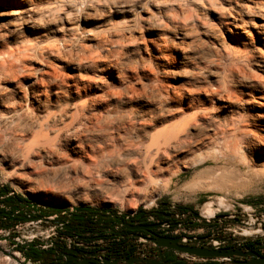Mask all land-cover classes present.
I'll use <instances>...</instances> for the list:
<instances>
[{
  "label": "bare ground",
  "instance_id": "6f19581e",
  "mask_svg": "<svg viewBox=\"0 0 264 264\" xmlns=\"http://www.w3.org/2000/svg\"><path fill=\"white\" fill-rule=\"evenodd\" d=\"M146 1L155 11L150 12L151 10L147 9L145 15H137L129 21L123 17V22L112 25L110 30L114 35H118V40L108 45L107 35L100 36L98 51L106 50L104 56L101 53L94 55L84 47L75 52L73 37L80 30L78 26L87 21V17L85 15L79 18L75 24L73 20L68 21V12L63 15L68 24L63 25L58 31L62 37L64 54H60L57 45L44 50L46 54L53 52L62 55L58 56L57 60L65 64L61 66L64 68L63 76L53 72L47 79L54 86L66 87L70 102L67 124L63 123L65 126L60 127L56 121L52 123L44 121L46 120L44 117L43 120H39L36 118L38 114H30L32 116H25L22 119L7 112L1 119L5 129L12 127L17 129L20 124L25 127L23 131L20 130L21 135H17L13 142L0 137V157L4 162L11 163L14 171L20 170L18 174L20 179L25 180L26 167L28 163L34 161L47 162L51 168L55 164L59 167L72 165L76 174L79 169L77 166H80L83 171L81 173L87 175L86 182L95 175L101 177L103 173L113 178L124 177V183L120 184L134 188L136 192L141 191L140 186L149 183L159 188L163 179L167 185L172 181L168 176L176 175L181 168L205 163L214 164L210 167L214 174L235 167L253 174L258 169L264 171V18H262L264 5L256 0H230L229 7L224 8L222 3H218L220 0H179L196 8L195 15L182 16L179 13L181 5H176V0ZM196 2L198 4H195ZM240 2L246 5V9L236 8V4ZM53 4L57 5L58 2L55 1ZM26 7L28 9H25ZM37 7L36 0H0V42L9 40L6 30L9 33L15 32L18 30L15 23L26 17L41 21L42 24L50 22L49 19L32 17V11ZM54 7L55 5L47 8L45 15L50 16L56 12L58 7ZM142 9L145 8H141L140 11ZM207 9H213L216 14L210 22H206L203 16L207 14ZM124 12L126 11L122 7L115 9L116 14L123 15ZM257 14L261 15L256 17L263 19V24L254 26L255 32L259 34V41L258 38L255 39V47L253 36H246L245 32L250 28L251 15ZM39 25L40 23H34L36 27ZM189 27L194 28V32H199L198 28H201L203 36L206 35L208 41L211 39L213 50L209 64L214 66H212L214 70L211 69L209 73L214 79L213 84H202L192 72L178 70L179 67L172 70L174 75L172 79L167 78L169 72L166 76L162 74L165 71L163 67L168 62L164 60L173 61L177 58L179 65L190 60L183 50H187L189 46L187 47L186 41L184 42L182 38L188 32H192L189 31ZM221 28H226L233 34L231 39L238 46L233 53L226 49L224 42L222 45L217 42V33ZM161 31L174 34V37L181 35V38L176 40L171 36L164 38L158 35L159 38L153 40V48H150L151 42L145 40L146 35L154 37ZM114 45L118 48L116 51L108 48ZM260 45L262 48L258 47ZM16 48L8 44L0 45V69L4 70V77L14 80L19 78L16 76L17 73L25 72L28 66L25 58L22 59L20 56L21 49ZM35 49L27 47L22 53ZM177 49L181 51L179 56L175 54ZM131 52L137 54L135 62L125 58ZM150 53H154V59H158L157 66L147 63L151 62L153 57ZM43 54L40 53V56ZM145 54H149L148 58ZM180 76H185L187 80L179 83L176 79ZM17 83L19 86L22 84L20 80H17ZM45 88L41 93L50 91H46ZM18 91L19 95L23 96V92ZM31 92V96L39 102L37 97L39 91ZM27 94L28 92H25V96ZM216 101L219 103L216 104ZM39 104L40 102L37 105ZM99 104L101 107L114 105L124 112L117 118L118 124L110 127L112 123H103L105 113L103 112L102 118L96 114ZM136 105L141 107L140 111H133L132 108ZM146 105L153 108H144ZM209 108L217 114L212 116ZM234 108L239 110L236 115L233 114ZM216 118L218 121L213 120ZM170 122L171 125L158 131H146ZM135 125L141 131H135ZM64 128L66 131L62 130ZM31 132L34 134L33 140L26 144L29 141L26 133ZM16 143H22L25 151L18 145L15 146ZM193 158L195 160L192 161ZM218 164L221 166H217ZM79 182L80 180L78 184ZM67 186H55V191L64 193ZM147 201L150 205L154 203L153 200ZM135 203L130 207L134 208L137 204ZM59 204L68 205L63 202ZM218 204L225 207L223 200L219 199ZM215 214L216 210L210 204H206L200 216L209 220ZM254 221L252 219L248 228L236 229L235 233L245 238L262 235L260 225ZM253 225L257 227L254 228ZM213 244L217 245L218 242ZM9 254L2 256L0 264L22 262L19 252Z\"/></svg>",
  "mask_w": 264,
  "mask_h": 264
},
{
  "label": "rangeland",
  "instance_id": "374dc122",
  "mask_svg": "<svg viewBox=\"0 0 264 264\" xmlns=\"http://www.w3.org/2000/svg\"><path fill=\"white\" fill-rule=\"evenodd\" d=\"M55 1L58 2L57 4L58 6L56 4H53V2ZM256 1L264 5V0H256ZM229 2L230 0L218 1L219 4L222 3L221 5L223 7L224 6L229 7V4L231 3ZM36 4L38 7L34 11H32L33 12L32 17L41 18L44 20L49 19L50 22L48 21L45 22L46 24H42L41 21L37 22L34 21L33 18L26 17L23 20L17 21L15 23L16 25L14 24L15 26L18 27L17 28L18 30H16L15 32L9 33V31L6 30L5 33H7L10 37L9 40H4L3 42L2 41L0 42V45L8 44L12 46V48H16V47L20 48L21 55L20 54L19 55L21 56L22 59L25 58L24 60L28 64V66H26L27 69L25 70V72L22 71L20 73H17L16 76L17 78L18 77L19 78L15 80L14 78L4 77L3 75L4 70L2 71V69H0L1 70L0 71V137L1 139L3 138L6 140L9 139V141L11 142L14 141V138L17 135H21L20 132L23 131L25 127L22 126L23 124L22 125L20 124L17 129H15V127L14 128L12 127L11 129H5L4 126L2 125L1 119L2 117L5 116V114H7V112L12 115L13 114L17 115L22 119L25 116H29L30 114L32 115L38 114L40 116L36 115L37 117L36 116L35 117L38 118L39 120L41 119L43 120L45 118L46 120L44 121L46 122L49 121L52 123L56 121V123L60 127H63L62 125L64 124H67L70 102H68L69 100L67 98L66 87L65 85L64 87L61 88H59L58 86H54L52 83H49L47 79L48 76H50L49 74H53V72L54 74L57 75L59 74L63 76L64 68L62 67L65 66V64L57 60V57L59 55L53 52H49L50 54L49 53L46 54V50H44L48 47L51 48L53 45H57L60 54H64L65 49L62 45L63 43L62 37L60 31H58L63 25L68 24L66 22V19H64L63 17L64 14L68 12V17H69L68 21L73 20L75 24L78 23L77 20L79 18L84 17L85 15H86L85 17H87V21L85 23H82L80 26H78L80 30L79 32L75 33L74 35L75 37H73L74 51L78 52L79 48L82 49L84 47L88 52L94 55L101 53V55L104 56L106 50L98 51L99 50L98 40L100 36L102 34L107 35L108 45H110L111 42H113L114 40L119 39L118 35L117 34L114 35L113 31L110 30L112 25H117L123 22L124 20L123 17H126V20L129 21L130 19H134L135 17H137V15L139 16L145 15V10L147 11V9L149 11L151 10L150 12L155 11L153 6L149 5L146 0H36ZM179 4L181 5L180 7L181 10L179 11V13L182 14V16L185 15L189 16L191 14L195 15L194 12H196V8L193 5L184 3L183 1L176 0V5L179 6ZM195 4H198V2H196ZM54 5H55L54 8L58 7L57 11L52 13L51 15L48 14L50 16H46L44 13L45 10L47 8L53 7ZM236 5H237L236 8L240 7L242 9H246V5H244L242 2ZM117 7L118 8L122 7L126 12H124L123 15L119 13L116 14L115 9ZM141 8H145V9H142V11H140ZM25 9L28 8L26 7ZM109 9H111L110 12ZM211 10L213 9H207V14L203 15L206 22H210V19L213 16H216L214 10L213 11ZM256 16H261V15L259 14L255 16L251 15L250 28H247V31L245 32L246 36H251V37L253 36L252 38H254V46H255V39L257 40L258 38L259 41V34L255 32L254 26L257 24L258 25L263 24V19ZM262 18L264 17L262 16ZM192 19L193 18H189V20ZM35 22L40 23V25L37 27L34 26ZM189 23H191V21H189ZM189 28H190L189 31L192 32L190 33L188 32V34H186L182 38L184 42L186 41L187 47L189 46L187 50L186 49L183 50H185V52L187 53V57H189L190 60L188 59L189 60L188 62L182 63L180 65L178 63L177 58L173 61L164 60V62L165 61L168 62L170 61V62L166 63L167 66L164 64L166 67L163 65L164 66L163 70L165 71H163L164 73L162 72V74L166 76L167 74L170 73L167 76V78L172 79L174 78V75L172 74V70L175 69V67H179L178 70L192 72L193 75H195L200 79L199 81L202 84H213L214 79L212 78V75L209 73L211 69L214 70L213 68L214 66L209 64V61L212 59L211 55L213 50V47L210 44L211 39L208 41L206 35L203 36V32H201L202 30L201 28H198L199 32H194L195 29L194 28L192 29V27ZM156 34L157 35H154V37L146 35L145 40L151 42L149 43L150 48H153L154 45L153 40L159 38L158 35L163 36L164 38H169L171 36V38H175L176 40H179L181 38V35H179V37H174V34H169L166 31L165 32L161 31L160 33L157 32ZM231 35L233 34L230 33L226 28H221V30L218 31L217 33V39H218L217 42L219 45H222L224 42L225 45L227 46L226 49L229 52L233 53L238 49V46L232 41ZM219 45L218 47H220ZM27 47L28 48L33 47L34 49L35 48L36 49L35 51H27V53L26 52L22 53V51ZM258 47L262 48L261 45ZM108 48L112 51H116L118 49L115 45L110 46ZM36 50L37 53H35ZM42 52L44 54L43 56L42 55L40 56V53ZM150 54L153 55L154 53H150ZM175 54L179 56L181 54V51L177 49L175 50ZM148 55L145 54V57L148 58L147 57ZM59 57H62V55H60ZM125 58L130 59L131 62H135V60L137 59V54L135 52H131L128 53V55ZM154 58L155 56L153 55L151 62H147V63L153 66H157L156 62L158 61V59H154ZM159 68L161 69L162 67L159 66ZM17 80L21 81L22 83L21 86H19ZM176 80L179 83L180 82L183 83L187 80V78L185 76H180L177 77ZM39 81L40 83H38ZM24 84L27 85V87H25ZM44 88L46 89V91L48 90L50 91L45 92L46 94L41 93V90ZM18 90L23 92V96L19 95ZM30 90L35 92L36 91L40 92V93L38 92L39 96H37L40 102L39 105H37L39 102L36 101L31 96L32 92ZM25 92H28L26 96H25ZM81 101L82 100H80V102ZM258 101L260 100L258 99ZM218 103L219 101H216V104ZM99 105L100 107L97 109L96 114H98V116L100 115L101 117L105 113L103 115L104 119H102L103 123L104 122H109V124L112 123L110 127H113L115 126V124H118L117 118L121 117L124 114V112L118 110L114 105L112 106L109 105V107L106 105H103L101 107V104ZM144 108H153V106L146 105ZM132 109L133 111H140L141 107L136 105ZM238 111H239L238 109H235L233 111V114L236 115ZM116 112L117 114H115ZM107 113L108 114L112 113V114H109L110 115L109 117ZM209 113L212 116H215L217 114L216 111H214L212 108H209ZM48 115L49 117H46ZM60 115L61 116L63 115L62 118ZM213 120L218 121L217 118ZM172 122L158 126V128L149 129V130L146 129V131H158L160 129H163L171 125ZM62 130L66 131V128ZM134 130L141 131L138 129L137 125H135ZM9 131H16V132L10 133ZM26 135L29 138V141L26 144H29L31 143L30 141L33 140L32 135L34 136V134L33 132H31V133H26ZM17 145L21 147L23 151H25L23 148L24 145L22 143H16L15 146ZM193 160H195V158H193L192 161ZM48 166L51 168V165L47 162L40 163L34 161L28 163V167H26L27 168L26 177H28V179L24 180L18 177V174L20 173L19 169H16V171H14L12 164L4 162L0 157V186L7 187L10 193L12 192L14 193V195L30 201L31 203L29 204L28 208L20 210V213H25V212L31 213V216L33 217L41 216L38 217V219L42 221L40 225L43 229L44 228L49 229L58 225L59 224V222H57L58 219H60V217L66 216L65 213L66 211L74 212L76 209L81 207H91L98 210H109L116 215H120V214L125 215V214L137 213L140 210L145 212L156 210L158 209V207H160L161 203L165 205L162 208L166 212H171L174 210L176 211L177 210L176 208L178 206H182V207L186 206L190 208V211L188 212L189 214H193V213L200 214L204 206L206 204H210L212 208L216 210L215 216L225 214L233 217L234 215H237L242 220L244 221L247 220L248 221L247 226L241 228H248L254 216L257 218L262 217V219H260L259 222L264 221V176H263L264 171L262 169H258L256 173L253 174V172H246V170L244 169L238 170L235 167L234 169L230 168L226 171L217 172L218 174L215 172L214 174V171L210 170V167L214 166V164L205 163L202 165H195L188 168H181L179 173H176V175H172V176L167 175L169 177L168 179L169 180L172 179V181L167 185H165L166 182L165 179H163L162 183L160 184L161 186L158 185L160 186L159 188L156 185L154 186V184L152 185L150 183L149 185L147 184L140 186L139 189L142 187L140 189L142 192L137 191L138 192L137 193L134 188H129L126 185L124 186L121 185L124 183V177L118 176L117 178H113L111 175L103 173L101 176L102 179L104 177L103 181L101 177H97L95 175L94 177L96 178V180L94 177L90 179L88 177L89 180L86 182L87 175L82 174L83 171L80 166H77L79 167V169L77 168L78 174L75 173L74 169L71 167L72 165L70 167L69 166L64 167L62 165L61 167H59L58 164H55L54 166H52L53 168L51 169ZM217 166L220 167L221 165L218 164ZM105 178L110 179L111 181L109 180L110 181L109 182L107 179L105 180ZM79 180L80 182L78 184ZM101 181L103 182V184ZM55 182L57 183L55 184ZM111 182H115V183H111ZM100 185L101 186L103 185L102 188ZM55 186L56 187L67 186V190H65L64 193L62 192L59 193L55 191L56 188ZM92 186L95 187L93 188ZM116 188L118 190H116ZM128 189L131 190L128 191ZM133 189L135 191H133ZM114 191H116L117 193ZM219 199L224 201L225 207H221L218 204ZM147 200L149 201L153 200L154 201L153 205H150L149 203L147 204L148 202ZM62 202L68 205H60L59 203ZM134 202H136L137 204L135 203L136 204L135 207L131 208L130 206ZM53 208H59L61 210V213L58 215H50V216L44 214V211ZM254 222L256 223V221ZM220 224L222 225V223ZM210 225L212 224H208V223L203 224L198 219H196L195 221H193L191 225H189V227L183 228L182 230L185 233H189L191 237L210 235L211 230H213L214 232H216L217 230V226L209 227ZM225 225H227L226 228H229L231 230L236 229V226H233L229 223L227 224L225 223ZM24 232H25L24 229H20V228L15 229L14 227L8 229H0V249L8 253L19 252L18 251L19 248L14 247V245L16 243V239L22 241L21 236L24 235ZM260 238L264 239V237H260ZM251 240H255V239L253 238ZM19 253L21 254L22 260L23 258L26 259V257L21 252ZM261 254L264 255V252H261ZM2 256L5 255H3L0 252V259L3 258ZM183 258L185 259L186 256H183ZM190 261L197 262L198 259L190 260ZM217 262H220L222 264L223 263L230 264V262H227L226 260H219ZM7 264H11V263H7Z\"/></svg>",
  "mask_w": 264,
  "mask_h": 264
},
{
  "label": "flooded vegetation",
  "instance_id": "af4514ba",
  "mask_svg": "<svg viewBox=\"0 0 264 264\" xmlns=\"http://www.w3.org/2000/svg\"><path fill=\"white\" fill-rule=\"evenodd\" d=\"M162 207L163 206L158 207V209H156V212L164 213L165 216H163V218L156 217V214H145V213L134 214V215H131L130 217H126V214L116 215L113 213L114 215H116V217L111 218L110 215H113V214L109 215L108 213L107 214L103 213L102 215L106 217V219L112 220L107 225L101 221V223H99L98 226L89 225L87 231H82V232L77 231V232H71V233H68L65 231V230L71 231L70 225L65 230L63 228H56L55 231L58 235L57 237L51 236L49 238H45L46 240L45 239L34 240L30 243H25L24 245H17V247L23 248L21 252L22 254L27 248L35 247L40 251L51 252L53 254L52 257L57 260L58 264H76L74 260L68 259V257H64L61 255V253L64 251L63 248L74 249L78 251L79 253H82V252H86V253L99 252L100 253L101 248H99L97 243H94V242L99 241V240H104V241L109 240L111 242L107 244L108 251L106 252V254H102L99 257H97L98 259H103V258L104 259H117V258H122V257H127V258L138 257L141 259L154 258L158 255V251L155 250V246L150 242V239H155L156 237L191 238L189 233L183 232L182 229L189 227V225H191L193 221L196 220L195 218L192 217V214L181 213L177 210L166 212L165 210H163ZM20 214L25 215L26 219L23 222L18 223V224H24V223L30 222L31 219H34L36 221L38 217H41V216L33 217L31 216V214H30V217H28L29 213H26V212L20 213ZM218 216H221V215H218ZM223 216L229 217L228 215H225V214ZM97 217L98 216L93 217V222L97 220ZM150 218H153V220H150ZM232 219L234 221L235 220L242 221V219L237 215H234ZM223 222L224 220L221 218L216 219L213 223H211L212 225L209 226V227L217 226L216 232H213V230H211L210 235H201V236H196L195 238L208 237V236H211L212 233H215L214 235H217L218 237H223L224 233H219L221 230H223L227 226ZM220 223H223V224L219 225ZM18 224H16L14 228ZM161 224H167L168 225L167 229L160 228L159 225ZM116 225H118L119 228L115 229ZM125 225H128L130 227H138V226H143V227L156 226V227L151 228V229H145V230H126L124 229ZM40 228L41 229L38 230L39 233H41L44 230H47L45 228L43 229L41 225H40ZM260 228L263 231L264 225L261 226ZM259 236L261 237V235ZM61 237L72 238V239L76 238L78 239L76 241H79L80 243H83L84 245L79 246L76 244H71L70 246H67V243H65L63 240L60 239ZM140 238L145 240V242L141 243V246L143 245L146 249L143 256L136 254V246ZM180 245L187 246V247H195V244L189 243L188 240H184L182 244ZM258 245H262V246H258ZM43 246H46V248H42ZM237 247L242 249L243 251H245L247 248H250L252 251L258 253L260 256H264L260 252L261 249L264 248V239H261V238L255 239V240H248L242 243H236L231 246L225 245L221 247L220 250H228L230 248H237ZM161 253L163 255L161 257H157V259H161L167 264L171 262L172 260L176 259L175 256L168 257L167 254L164 252V249H161ZM68 256L73 257V255L70 253H68ZM79 257H80L79 260L81 258H84L85 260L89 261V257H86L84 255H81ZM75 260H78V259H75ZM206 260L207 259H205V261ZM234 260L237 262H244L247 259L244 257H234ZM36 261H40V263H42V260L40 259ZM186 261L189 263H193L190 260H186ZM120 264L122 263L120 262ZM134 264H139V263H134Z\"/></svg>",
  "mask_w": 264,
  "mask_h": 264
},
{
  "label": "water",
  "instance_id": "95a60500",
  "mask_svg": "<svg viewBox=\"0 0 264 264\" xmlns=\"http://www.w3.org/2000/svg\"><path fill=\"white\" fill-rule=\"evenodd\" d=\"M136 213L126 214V217H130L131 215H134ZM111 218H115L116 215H110ZM192 217L195 219H198L203 224H211L216 219H223V223H229L233 226H236V229H240L241 227L247 226V220L240 221V220H233L231 216H214L213 218L206 220L200 216V214L193 213ZM248 217V216H247ZM255 219L256 223L259 224V228L264 225V221H260L261 218L253 217ZM222 223V224H223ZM156 226H138V227H130L128 225L124 226V229L126 230H145V229H151L155 228ZM253 227H257L253 225ZM235 229V230H236ZM261 229V228H260ZM235 230H233L234 234L232 236L228 237H218V236H210V237H200V238H165V237H156L155 239H150V242L155 246V250L158 251V255L154 258H145L141 259L138 257H122L117 259H98L101 254L99 252L97 253H86L82 252L79 253L78 251L74 249L69 248H63L64 251L61 253L62 256L68 257V259H72L75 261L76 264H167L161 259H157V257H161L163 254L161 253V249H164V252L167 254L168 257L175 256L176 258L184 259L183 256H186L185 260H196L197 262H202L205 259H211V260H226L227 262H230L231 264H264V256H260L258 253L252 251L250 248H247L245 251H243L240 248H230L228 250H220L221 247L225 245H233L236 243H242L251 239H259L260 236L255 237H241L238 236L235 233ZM184 240H188L189 243L195 244V247H187L182 246V242ZM214 242H218L217 245H214ZM262 246V245H258ZM0 252L3 255H10L8 252L0 249ZM68 253L72 254L73 257L68 256ZM84 255L86 257H89V261L85 260L84 258H81L79 260V256ZM234 257H244L247 260L244 262H237L234 260ZM78 259V260H75ZM25 260H22L20 264H31L27 263Z\"/></svg>",
  "mask_w": 264,
  "mask_h": 264
},
{
  "label": "trees",
  "instance_id": "16d2710c",
  "mask_svg": "<svg viewBox=\"0 0 264 264\" xmlns=\"http://www.w3.org/2000/svg\"><path fill=\"white\" fill-rule=\"evenodd\" d=\"M10 191L7 187L0 186V197L2 198L0 200V229H8L11 227H14L16 224L23 222L26 218L25 215L20 214V210L28 208L30 201L21 198L16 195L8 196ZM160 206H165L163 203L160 204ZM177 211L181 213H188L190 211L189 207H182L178 206ZM18 212V214H15ZM61 213V210L59 208H53L49 209L47 211H44V214L47 215H58ZM66 216L60 217L57 222L59 224H63V229H67V227L70 225L71 231H67L68 233L71 232H82L87 231L89 225H96L98 226L99 223L104 222L106 225L109 224L112 220L106 219L102 214H113L112 211L109 210H98L91 207H81L76 209L74 212H65ZM156 214V217L163 218L165 216L164 213L156 212V210L152 211H138L136 214ZM98 216L97 220L93 222V217ZM95 229V228H94ZM93 229V230H94ZM18 251L22 252L23 248L18 247ZM28 252V254H27ZM24 256L26 259H30L32 261L36 260H42L41 264H58L57 260L52 257L51 252H44L40 251L35 247L27 248L24 251ZM168 264H222L220 262L207 259L203 262H193L189 263L185 259L176 258L169 262Z\"/></svg>",
  "mask_w": 264,
  "mask_h": 264
},
{
  "label": "built area",
  "instance_id": "2783aa9c",
  "mask_svg": "<svg viewBox=\"0 0 264 264\" xmlns=\"http://www.w3.org/2000/svg\"><path fill=\"white\" fill-rule=\"evenodd\" d=\"M14 193H9L8 196H11L13 195ZM2 198L0 197V200ZM33 213V212H32ZM15 214H18V212H16ZM30 214H28V217H30ZM34 214V213H33ZM34 219H31L30 222H27V223H24V224H18L15 229H24V235L21 236L22 238V241L19 240V239H16V243L14 245V247H17V245H24L25 243H30L34 240H43L45 238H49L51 236H55L57 237V233L55 231L56 228H63V224H59V225H56L52 228H49L47 230H44L42 231L41 233H39L38 230H40V224H41V220L37 219L36 221ZM150 220H153V218H150ZM221 225V224H219ZM160 228L162 229H167L168 225L167 224H161L159 225ZM119 228L118 225L115 226V229ZM261 230V229H260ZM262 231V230H261ZM184 232V231H183ZM214 232V231H213ZM263 232V231H262ZM219 233H224V236L223 237H230L234 234L233 230L229 229V228H224L223 230H221ZM215 233H212L211 236H217V235H214ZM261 237H264V232L262 233ZM61 240H63L65 243H67V246H70L71 244H76V245H79V246H82L84 245L83 243H80L79 241H76L78 239H72V238H64V237H61L60 238ZM46 240V239H45ZM111 242L109 240L107 241H104V240H99V241H96L94 243H97V245L99 246L100 249V254H106V252L108 251V248H107V244ZM142 242H145L144 239L140 238L138 240V244L136 246V254L137 255H140V256H143V254L145 253L146 249L145 247L142 245L141 246V243ZM109 247V246H108ZM42 248H46V246H43ZM261 252H264V248L261 250ZM23 260H25L27 263H31V264H41L40 261H32L30 259H25L23 258ZM205 261V260H204ZM203 262V261H202Z\"/></svg>",
  "mask_w": 264,
  "mask_h": 264
},
{
  "label": "clouds",
  "instance_id": "9594fccd",
  "mask_svg": "<svg viewBox=\"0 0 264 264\" xmlns=\"http://www.w3.org/2000/svg\"><path fill=\"white\" fill-rule=\"evenodd\" d=\"M23 166V165H22ZM25 179H27V177H25Z\"/></svg>",
  "mask_w": 264,
  "mask_h": 264
}]
</instances>
